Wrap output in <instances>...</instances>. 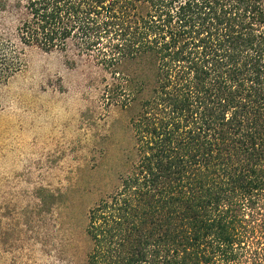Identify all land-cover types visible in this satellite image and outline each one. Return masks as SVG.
Segmentation results:
<instances>
[{
    "label": "trees",
    "instance_id": "1",
    "mask_svg": "<svg viewBox=\"0 0 264 264\" xmlns=\"http://www.w3.org/2000/svg\"><path fill=\"white\" fill-rule=\"evenodd\" d=\"M18 3L22 44L88 58L131 114L87 263L264 264V0Z\"/></svg>",
    "mask_w": 264,
    "mask_h": 264
},
{
    "label": "rangeland",
    "instance_id": "2",
    "mask_svg": "<svg viewBox=\"0 0 264 264\" xmlns=\"http://www.w3.org/2000/svg\"><path fill=\"white\" fill-rule=\"evenodd\" d=\"M22 17L0 0V264H88L89 211L119 186L131 114L88 58L22 44Z\"/></svg>",
    "mask_w": 264,
    "mask_h": 264
}]
</instances>
